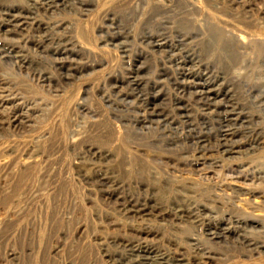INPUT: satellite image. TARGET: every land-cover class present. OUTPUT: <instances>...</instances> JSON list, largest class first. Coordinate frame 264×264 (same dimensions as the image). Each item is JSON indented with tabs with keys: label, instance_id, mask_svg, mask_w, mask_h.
<instances>
[{
	"label": "rangeland",
	"instance_id": "1",
	"mask_svg": "<svg viewBox=\"0 0 264 264\" xmlns=\"http://www.w3.org/2000/svg\"><path fill=\"white\" fill-rule=\"evenodd\" d=\"M35 1L0 0V264H264V0Z\"/></svg>",
	"mask_w": 264,
	"mask_h": 264
},
{
	"label": "bare ground",
	"instance_id": "2",
	"mask_svg": "<svg viewBox=\"0 0 264 264\" xmlns=\"http://www.w3.org/2000/svg\"><path fill=\"white\" fill-rule=\"evenodd\" d=\"M57 1V0H56ZM35 4H33V7L34 8H37V6L39 7V6H42V8H44V9H46L47 10V8H49L50 6H52V5H54V3H55V0H37V1H35L34 2ZM32 7V8H33ZM43 9V10H44ZM16 10H17V8H16ZM26 13V12H25ZM11 15V14H10ZM20 15V14H19ZM22 16H24V15H22ZM12 17V16H11ZM15 17V16H14ZM14 17H13V19H14ZM19 18V17H18ZM27 19V18H26ZM9 21V20H8ZM18 26V25H17ZM32 27V26H31ZM37 27V30H39V31H45V27L43 26V25H41V24H39L38 26H36ZM47 30V29H46ZM38 37V36H37ZM42 37V36H41ZM45 37V36H44ZM36 38V37H35ZM52 39V38H51ZM51 39H48V41L49 40H51ZM44 40V39H43ZM30 42V41H29ZM156 42V41H155ZM255 42H258L260 45H264V38H256L255 39ZM40 43V42H39ZM42 44V43H41ZM155 45V44H154ZM6 52V51H5ZM9 53V52H8ZM7 53V54H8ZM3 55V54H2ZM10 55V54H9ZM14 64H16V63H14ZM190 77V76H189ZM191 78V80L192 81H194L193 82V84L191 85V87H193L192 88V90H194V91H196V93L198 94V95H200V96H203V95H206L208 92H206V90H204V88L202 87L203 85L200 83V86L201 87H197L198 86V84H195L196 83V81L197 82H199V79L197 78H194V77H190ZM193 78V79H192ZM189 83V82H188ZM202 98V97H201ZM15 120H18V117H15Z\"/></svg>",
	"mask_w": 264,
	"mask_h": 264
}]
</instances>
